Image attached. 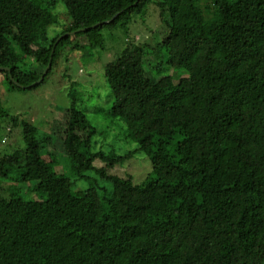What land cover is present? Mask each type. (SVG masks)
Instances as JSON below:
<instances>
[{"label":"trees","instance_id":"1","mask_svg":"<svg viewBox=\"0 0 264 264\" xmlns=\"http://www.w3.org/2000/svg\"><path fill=\"white\" fill-rule=\"evenodd\" d=\"M60 2L0 0L4 83L36 89L121 32L108 115L136 148L95 141L74 87L48 132L0 102L18 141L0 153V264H264V0H75L49 36ZM153 3L166 31L144 46L132 27ZM142 153V181L113 172Z\"/></svg>","mask_w":264,"mask_h":264},{"label":"rangeland","instance_id":"2","mask_svg":"<svg viewBox=\"0 0 264 264\" xmlns=\"http://www.w3.org/2000/svg\"><path fill=\"white\" fill-rule=\"evenodd\" d=\"M74 1L62 0L59 3L56 11L59 25L50 29L49 36L56 35L70 21L67 10ZM160 13L153 3L148 7L145 18L139 19L132 27L133 37L139 38L144 46H155L164 37L166 30ZM114 36L115 39L113 37L107 40L106 49L102 53L98 52L85 59H81L77 53L67 54L59 61L58 66L53 69L45 83L33 90H12L4 83V76L0 73V102L4 111L12 116L34 121L41 132H48L56 122L57 124L63 123V111L65 107L71 105L70 88L74 87L79 98L78 108L98 129L95 141L98 139L103 142L106 150L111 147H115L119 153L134 150L136 144L124 137L123 123L111 121L112 118L108 115L112 100L108 98L110 89L105 80V68L124 48L126 39L121 32H117ZM29 38L33 43L37 36L32 35ZM67 68L68 71H65ZM157 77L160 79L162 76ZM5 127L4 124L3 128ZM8 127L11 128L10 125ZM5 135L6 129H1L0 153L5 150L11 152L15 142L17 146L18 141L15 138L11 137L9 140ZM151 166L150 159L142 153L135 155L125 165L115 167L113 172L124 177L129 175L135 182H140L151 171ZM88 185L86 181L79 183L81 189ZM9 188L8 185H0V190L7 196L10 193H8Z\"/></svg>","mask_w":264,"mask_h":264},{"label":"water","instance_id":"3","mask_svg":"<svg viewBox=\"0 0 264 264\" xmlns=\"http://www.w3.org/2000/svg\"><path fill=\"white\" fill-rule=\"evenodd\" d=\"M114 18H112L113 20ZM112 20L108 21L107 23H110ZM97 26L99 25H95L93 28H96ZM89 29H81L79 30L78 32H74L73 34H76V33H79V32H85V31H88ZM71 33H67L65 34L64 36H62L61 38H59V40L57 41V43H59V41L67 36H70ZM54 53V52H53ZM52 61H53V58H51V61H50V64L48 65V67L46 68V70L44 71V74L43 76L40 78V80L38 82H36L33 86L35 85H39L40 83L43 82V80L45 79V76L48 74L49 70L51 69V66H52ZM4 70V68H0V72H2ZM15 84L20 87V88H25V86H22L21 84H19L18 82H15Z\"/></svg>","mask_w":264,"mask_h":264}]
</instances>
